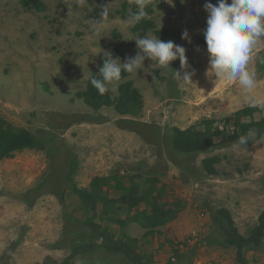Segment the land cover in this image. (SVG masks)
<instances>
[{"label": "rangeland", "instance_id": "1", "mask_svg": "<svg viewBox=\"0 0 264 264\" xmlns=\"http://www.w3.org/2000/svg\"><path fill=\"white\" fill-rule=\"evenodd\" d=\"M36 1L44 10L0 0V119L37 140L0 158V264H239L228 238H249L264 211V110L241 113L252 108L241 86L211 74L197 42L217 0H147L138 30L136 0ZM147 35L185 47L191 82L174 78L179 59L146 58L107 85L122 110L78 97L105 51L123 63ZM249 67L264 99V39ZM188 129L209 145L185 149L194 137L176 131ZM242 253L264 264V236Z\"/></svg>", "mask_w": 264, "mask_h": 264}, {"label": "clouds", "instance_id": "2", "mask_svg": "<svg viewBox=\"0 0 264 264\" xmlns=\"http://www.w3.org/2000/svg\"><path fill=\"white\" fill-rule=\"evenodd\" d=\"M168 2L171 4L173 0ZM185 2L186 0H181V3ZM136 3L139 9L136 19H139L146 14L147 0H136ZM204 9L208 16L203 36L211 74L230 82L237 81L243 90L244 103L264 110V99L255 95L254 91L258 87L256 72L249 67L256 46L264 39V0H231V3L228 0H217L215 5L211 2L205 3ZM107 15L108 8L105 7L101 16L103 18ZM92 29L95 34H99L103 25L97 21L93 23ZM181 38L191 42L186 29ZM135 40L139 51L123 63L118 57H113L111 52H104L99 78L94 76L90 80L99 93L107 91L108 84L120 81L122 71L132 73L144 68L146 58L161 69L171 68V62L179 59L180 68L185 71L181 75V71L175 70L174 78L180 83L191 82L192 73L186 71L189 64L185 47L150 35ZM253 139H257L255 131L241 136L239 143L246 144ZM259 140L264 141V136H260Z\"/></svg>", "mask_w": 264, "mask_h": 264}, {"label": "trees", "instance_id": "3", "mask_svg": "<svg viewBox=\"0 0 264 264\" xmlns=\"http://www.w3.org/2000/svg\"><path fill=\"white\" fill-rule=\"evenodd\" d=\"M23 4H27L29 2L32 3V6L35 7L37 10H44V5L41 4L40 2L36 0H22ZM149 8V7H146ZM149 25L147 22L144 20V16L139 18L138 21L136 22L135 26L133 27L134 30L142 29V28H147ZM156 33L159 34L157 31ZM197 42L200 46L206 47L205 39L203 36V31L200 32ZM103 64V62H102ZM99 72V71H98ZM94 73L91 75L88 80H87V87L84 91H79L77 92L78 97L83 98L84 101L94 107V108H100L102 105H115V108L117 110H122L119 104L115 103L112 101L110 94L108 91H105L103 94L99 93L98 90L92 86L90 80L92 77H97L99 78V73ZM127 75V72L122 71L121 73V78L125 77ZM130 82H128L125 86L120 88V91L123 95H128L127 89L130 87ZM133 98L135 101L140 100V95L138 94L137 90H132ZM254 110L253 108H246L241 113H247L251 112ZM264 119V117H263ZM241 129V128H240ZM185 136H193L194 139L190 138L188 142H190L189 146H184L185 149H195V147H202L204 145V142L209 145V138H206V136H203L204 138L199 137L197 134H195L194 131H190V129L185 130V131H176V139H182ZM202 136V135H201ZM35 143H37V140L35 137L26 129L24 128H11L9 126H6L5 123L0 119V158L3 157H11V151L15 149H22L25 147H31ZM189 144V143H188ZM217 157L209 158L208 160H215ZM154 186L151 182H148L147 188L142 189V197H145V199L148 198L149 193L151 192V188ZM155 187V186H154ZM137 185H134L131 189L130 192L136 191ZM156 189V188H154ZM85 192V191H83ZM154 209V216L158 215L157 213V205L153 204ZM160 219H164V216L161 215ZM260 224L258 228L254 231V233L249 237V238H228V241H230L232 244H234L237 247V260L239 264H244L245 259L242 253V246L244 241H250L255 245H258L261 238L264 236V211L260 215ZM230 239V240H229ZM66 264V263H63Z\"/></svg>", "mask_w": 264, "mask_h": 264}]
</instances>
